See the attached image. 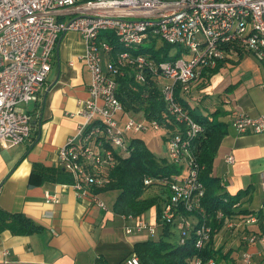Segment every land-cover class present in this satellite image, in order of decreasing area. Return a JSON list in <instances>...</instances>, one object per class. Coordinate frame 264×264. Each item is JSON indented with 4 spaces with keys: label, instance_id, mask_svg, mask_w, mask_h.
I'll use <instances>...</instances> for the list:
<instances>
[{
    "label": "built area",
    "instance_id": "built-area-1",
    "mask_svg": "<svg viewBox=\"0 0 264 264\" xmlns=\"http://www.w3.org/2000/svg\"><path fill=\"white\" fill-rule=\"evenodd\" d=\"M69 31L78 32L85 41L82 58L91 83L89 96L80 101L76 112L83 121L58 150V164L72 173L78 198L91 197L99 208L107 209L95 189L110 183V171L119 155L129 153L133 137L151 127L162 129L159 122L128 112L118 97V78L126 68H136L138 82L146 80L145 72L151 68L154 77L164 79L161 93L168 112L185 131L167 142L169 159L182 169L165 180L171 197L161 211L162 220L177 225L184 243L195 227L185 212L203 213L206 191L200 177L203 167L191 151L202 126L178 103L177 84L189 91L202 71L217 68L230 51L251 53L264 66V0H0V142L7 148L31 136L32 117L23 105L37 99L52 70L58 43ZM105 31L112 33L121 48L103 39ZM153 38L180 47V57L157 61L135 54ZM231 117L238 133L264 131V113L251 117L235 110ZM225 160L234 163L235 157L229 155ZM152 182V178L145 180L146 184ZM45 198L60 202L51 192ZM123 217L127 234L147 233L150 237L159 233L156 221ZM257 222V216L248 217L247 223ZM196 233V245L203 248L211 239L212 228L204 223ZM243 241L249 248L243 251L241 264H260L264 232H248ZM0 264L47 263L3 260ZM125 264H141L140 257L133 252ZM192 264H215V260L198 258Z\"/></svg>",
    "mask_w": 264,
    "mask_h": 264
},
{
    "label": "crops",
    "instance_id": "crops-1",
    "mask_svg": "<svg viewBox=\"0 0 264 264\" xmlns=\"http://www.w3.org/2000/svg\"><path fill=\"white\" fill-rule=\"evenodd\" d=\"M85 50L78 32L69 31L61 37L52 70L37 99L23 107L32 117L31 136L12 148L0 142V214H24L39 225L30 234L0 229V261L95 264L103 257L111 264H120L133 253L136 242L148 239L147 233L127 234V221L113 207L101 209L91 197L78 198L71 183L41 174L61 167L58 150L83 121L76 112L80 101L89 96L91 83V73L82 58ZM210 83L201 90L197 84L193 93L196 91L195 98L205 95L206 105L212 93L219 94V118L229 124V134L214 163V175L222 178L230 194L245 191L237 209L256 213L261 219L247 223L248 214L236 216L230 237L238 239L240 246L244 234L261 231L264 224V131L238 133L232 127L231 114L235 110L251 117L264 113V66L244 52L239 59L227 58ZM229 155L235 157L234 163L226 162ZM46 192L57 194L60 202H47ZM107 192L98 193L100 199ZM157 215L154 207L144 217L155 222ZM258 261L264 264V257Z\"/></svg>",
    "mask_w": 264,
    "mask_h": 264
},
{
    "label": "trees",
    "instance_id": "trees-1",
    "mask_svg": "<svg viewBox=\"0 0 264 264\" xmlns=\"http://www.w3.org/2000/svg\"><path fill=\"white\" fill-rule=\"evenodd\" d=\"M104 40L113 42L116 49L121 48L119 43L114 40L112 33L105 31L102 33ZM159 39L153 38L148 47L141 46L135 54H144L152 60L167 61L180 57V52L176 55L171 54L175 45L158 43ZM245 51H230L227 58H241ZM225 61L221 62L217 68L202 71L199 79L194 81L189 91H183L182 86L177 84L176 99L184 111L202 126V131L192 142L193 155H195L201 167V180L205 187V196L202 199L203 213L186 211V216H191L194 221V228H191L189 235L184 243L181 242L182 233L177 229L176 224H170L162 220L161 211L171 197V187L165 182L173 175L180 173L182 167L165 157H160L153 151L147 141L139 136L133 137L129 153L119 155V162L110 171L111 181L105 187L95 189L97 193L117 190L118 195L113 204V210L120 216L144 217L152 208H156V222L162 229L155 236L148 237L147 240L138 241L134 245L133 252L141 260V264H192L195 259L206 262L210 259L215 260V264H236L237 260L234 253H243L246 242L235 249L229 247L225 250L223 244L217 246V235L222 231L234 230L235 225L229 224L235 221L237 215L248 214L258 216L256 213H249L246 209H237L241 197L245 191H239L232 195L226 189V184L221 177L214 175V163L219 154L224 138L229 134V124L219 118L222 109L219 104L209 107L205 104L203 95L195 98L193 88L197 84L209 81L215 74L219 73ZM136 68L128 67L119 80L118 97L124 104L128 112L142 116L149 121H156L161 124L165 132L167 142L173 135H184L183 124H178L170 112L162 96L161 83L164 79L154 77L151 68L145 72L146 80L138 82L135 78ZM205 96V95H204ZM201 109L197 114L196 109ZM47 170V169H46ZM50 180H63L74 183L71 172L63 167L48 169L41 173ZM152 178L151 184H146L145 180ZM161 185L159 194L154 192L148 194L151 188ZM151 192V191H150ZM247 215V216H248ZM259 220L260 215L258 216ZM207 224L212 228L211 239L206 246L199 248L196 244V229L200 225ZM233 227L234 229H228ZM9 228L16 234H30L39 229V225L34 220L24 214L4 215L0 214V229ZM264 232V224L261 225ZM179 232V241L173 242L171 238ZM251 232V231H250ZM247 249V248H246ZM245 249V250H246ZM95 264H111L103 257H99ZM120 264H125V260Z\"/></svg>",
    "mask_w": 264,
    "mask_h": 264
},
{
    "label": "rangeland",
    "instance_id": "rangeland-1",
    "mask_svg": "<svg viewBox=\"0 0 264 264\" xmlns=\"http://www.w3.org/2000/svg\"><path fill=\"white\" fill-rule=\"evenodd\" d=\"M200 39H203V36L200 35L199 36ZM158 43L160 45L164 44V41L163 40H159ZM150 45L149 42H146L144 44L145 47H148ZM180 50V47L178 46H174L173 49L171 50V54L172 55H176ZM211 79L209 80V82H206L207 84H200L199 85V89H203L205 88V86L207 87V85H210L211 83ZM214 87H216V85H214ZM196 92V91H195ZM197 94V93H196ZM204 96V95H203ZM205 97V96H204ZM220 95L219 94H211V97L208 98V106L210 107H213V106H216L217 103L220 102ZM25 105H23L24 107ZM201 109H196V112L197 114L201 113ZM203 112V111H202ZM134 114V113H133ZM142 114L141 113H137L136 116H138V118L141 116ZM137 118V119H138ZM165 132L163 129H160V130H155L153 129L152 127L147 130V131H143V132H140L137 136L145 139L149 145V147L158 153V155L160 157H165V158H169V153L167 151V142L165 141ZM157 141V142H155ZM169 160V159H168ZM161 185H158V186H155L153 188H151V192L149 191L148 194L151 195L152 192H154L155 194H159L160 191H161ZM118 191L117 190H111V191H108L106 194H103L101 196V199L107 204V206L111 209L113 207V204L116 200V197L118 195ZM138 217V216H137ZM146 218V217H145ZM147 219V218H146ZM228 229H234L233 227H229ZM162 229L159 228V231H161ZM233 232V231H232ZM234 233V232H233ZM231 230L229 231H222L219 235H217V246L220 247L221 244L225 243L224 246H225V250L229 249V247H234L235 249H237L239 246L238 244L240 243L238 241V239L235 240V238H231ZM157 237V236H155ZM179 237H180V234L179 232L174 235L171 240L173 242H177L179 241ZM245 249H243L244 251ZM234 256L236 257V260H237V263L236 264H241V253H234ZM262 264V263H261Z\"/></svg>",
    "mask_w": 264,
    "mask_h": 264
}]
</instances>
